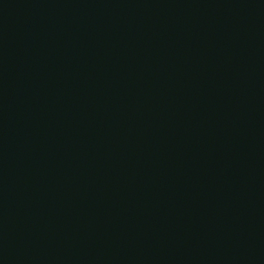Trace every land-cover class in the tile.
<instances>
[{
	"label": "water",
	"instance_id": "obj_1",
	"mask_svg": "<svg viewBox=\"0 0 264 264\" xmlns=\"http://www.w3.org/2000/svg\"><path fill=\"white\" fill-rule=\"evenodd\" d=\"M0 264H264V0H0Z\"/></svg>",
	"mask_w": 264,
	"mask_h": 264
}]
</instances>
